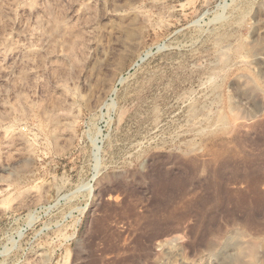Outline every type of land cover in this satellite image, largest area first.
<instances>
[{"label": "rangeland", "instance_id": "obj_1", "mask_svg": "<svg viewBox=\"0 0 264 264\" xmlns=\"http://www.w3.org/2000/svg\"><path fill=\"white\" fill-rule=\"evenodd\" d=\"M0 264H264V0H0Z\"/></svg>", "mask_w": 264, "mask_h": 264}]
</instances>
